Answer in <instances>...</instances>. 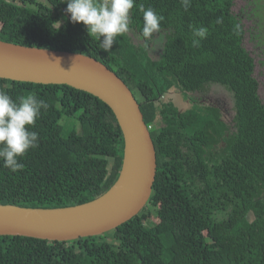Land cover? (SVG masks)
I'll return each mask as SVG.
<instances>
[{
	"label": "trees",
	"instance_id": "trees-1",
	"mask_svg": "<svg viewBox=\"0 0 264 264\" xmlns=\"http://www.w3.org/2000/svg\"><path fill=\"white\" fill-rule=\"evenodd\" d=\"M252 2L264 19L258 15L264 2ZM140 5L163 17L147 41ZM232 5L191 0L185 11L181 0H135L129 31L109 54L82 23L70 21L63 0H0V40L81 53L123 80L150 126L157 166L148 203L127 222L65 242L0 236V264H264V103ZM193 27L207 30L199 47L192 46ZM155 35L163 45L152 59ZM218 85L230 94L231 119L211 105L179 112L163 102L171 86L189 94ZM0 91L13 100L35 94L49 104L30 129L39 146L20 159L24 167L13 172L0 159V204L72 206L115 182L123 139L104 102L65 84L0 78ZM63 119L80 130L65 135Z\"/></svg>",
	"mask_w": 264,
	"mask_h": 264
},
{
	"label": "water",
	"instance_id": "water-1",
	"mask_svg": "<svg viewBox=\"0 0 264 264\" xmlns=\"http://www.w3.org/2000/svg\"><path fill=\"white\" fill-rule=\"evenodd\" d=\"M0 78L65 84L85 91L112 111L122 134V161L115 182L90 201L43 208L0 204V236L73 241L100 236L137 215L148 203L156 153L139 103L112 70L93 57L0 40Z\"/></svg>",
	"mask_w": 264,
	"mask_h": 264
},
{
	"label": "clouds",
	"instance_id": "clouds-1",
	"mask_svg": "<svg viewBox=\"0 0 264 264\" xmlns=\"http://www.w3.org/2000/svg\"><path fill=\"white\" fill-rule=\"evenodd\" d=\"M67 4L65 12L70 15L74 24L82 23L90 38L99 42L100 49L111 53L110 49L117 37L129 31L131 23L130 12L135 0H63ZM185 11L191 6V0H181ZM142 35L147 41L154 32L160 31L163 17L153 8H144ZM220 19L217 23H221ZM192 46L199 47L200 40L206 38L207 30L203 27L192 28ZM101 37L103 40L101 41ZM49 104L39 99L35 94L20 96L16 100L5 91H0V159L3 166L13 172L21 170L20 163L30 149L39 146V134L30 130L34 128L41 116V110L46 111Z\"/></svg>",
	"mask_w": 264,
	"mask_h": 264
},
{
	"label": "rangeland",
	"instance_id": "rangeland-1",
	"mask_svg": "<svg viewBox=\"0 0 264 264\" xmlns=\"http://www.w3.org/2000/svg\"><path fill=\"white\" fill-rule=\"evenodd\" d=\"M264 1V0H263ZM263 3V2H262ZM264 4V3H263ZM252 6L253 3L249 2V0H233V7L232 10L235 15H237L241 22L244 25L245 28V34H244V39H243V46L246 48L250 56L253 58L255 61V68H254V76L258 82L259 88V96L264 103V45L260 44L256 38L255 35L257 33L264 34V28L258 29L256 26V22L259 20V18L255 15V13L252 12ZM263 7V6H262ZM261 11H263L264 14V9L262 8ZM261 15L264 18V15ZM134 39V38H133ZM158 40H161V38H157L154 40V42L151 45V49L148 51L149 56L152 59H156L158 56V52L160 49L159 42ZM135 41V39H134ZM210 92V93H209ZM209 96L213 98H221L223 100L221 109L223 111V119H231V99H230V94L226 91V89L220 87V86H213L210 88V90L207 92ZM172 94H166L164 96V100L167 96H171ZM175 105L179 108L180 106H183L185 104L180 103L179 100L176 98V103ZM218 107L217 105H215ZM225 107L227 108V114L225 115ZM229 115V117H228ZM63 124V132L66 135L69 131L80 130V126L78 122H76L73 119H63L61 121Z\"/></svg>",
	"mask_w": 264,
	"mask_h": 264
},
{
	"label": "flooded vegetation",
	"instance_id": "flooded-vegetation-1",
	"mask_svg": "<svg viewBox=\"0 0 264 264\" xmlns=\"http://www.w3.org/2000/svg\"><path fill=\"white\" fill-rule=\"evenodd\" d=\"M252 1H257V2H259L260 4L262 3V2H264L263 0H249V2L251 3ZM232 2H233V0H232ZM253 3V2H252ZM254 4V3H253ZM232 7H233V5H232ZM253 7V6H252ZM232 9V8H231ZM252 9V8H251ZM232 12H233V10H232ZM260 13H261V15L263 14V11H260ZM233 14H234V12H233ZM235 15V14H234ZM264 15V14H263ZM237 18H238V20L240 21V24H242L243 25V23L241 22V20H240V18L237 16V15H235ZM262 17V16H261ZM259 18V17H258ZM263 18V17H262ZM259 24H263L264 25V19H260L259 18V20L256 22V26H257V28L258 29H262V28H260V26H259ZM243 28H244V25H243ZM244 34H245V28H244ZM131 36H133L134 37V35L133 34H131ZM161 38V36H159V35H155L151 40H150V42L148 43V51L151 49V45H152V43L154 42V40L155 39H157V38ZM135 38V41L136 42H142L143 43V40L141 39H139V38H136V37H134ZM255 38H256V40L260 43V44H262V45H264V34H261V33H257L256 35H255ZM244 39V38H243ZM134 40V39H133ZM158 42H159V46H160V49H159V52H158V56H157V58H159V54L161 53V50H162V45H163V42H162V40H158ZM243 44V43H242ZM244 47V46H243ZM245 48V47H244ZM245 50H246V48H245ZM247 51V50H246ZM248 52V51H247ZM254 68H255V61H254ZM219 86V85H218ZM221 87V86H220ZM223 88V87H222ZM209 91V90H208ZM207 91V92H208ZM207 92H204V93H198V92H196V93H189V94H185V93H182L178 88H176L175 86H171L167 91H166V93L164 94V96L167 94H172L171 96H167L166 98H165V100H164V96H163V102L164 103H172L177 109H178V111L179 112H185V111H188L189 109H191L194 105H196V104H201V105H211V106H214V107H216L215 105H217L218 107V109H219V111H220V113H221V115H222V117H223V111H222V109H221V106H222V104H224L223 103V100L221 99V98H213V97H211V96H209L208 95V93ZM210 93V92H209ZM176 98H177V100H179L180 101V103H182V104H185V105H183V106H180L179 108L175 105V103H176ZM227 108L228 107H225V110H224V112H225V115L228 113L227 112ZM228 117H229V115H228ZM231 117V116H230ZM157 119H160L159 117L157 118ZM148 129L150 130V126H148Z\"/></svg>",
	"mask_w": 264,
	"mask_h": 264
}]
</instances>
